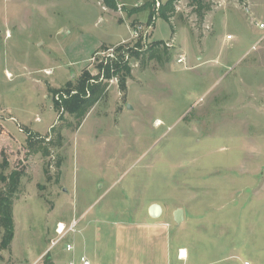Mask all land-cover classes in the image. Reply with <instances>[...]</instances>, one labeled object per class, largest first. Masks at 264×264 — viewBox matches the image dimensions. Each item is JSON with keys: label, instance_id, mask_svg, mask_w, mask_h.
<instances>
[{"label": "rangeland", "instance_id": "1", "mask_svg": "<svg viewBox=\"0 0 264 264\" xmlns=\"http://www.w3.org/2000/svg\"><path fill=\"white\" fill-rule=\"evenodd\" d=\"M166 1L0 0V155L24 171L0 264H63L57 221L140 222L153 204L183 264H264V0H179L131 40ZM119 48L138 56L123 88L97 69ZM83 71L102 94L58 120L50 91Z\"/></svg>", "mask_w": 264, "mask_h": 264}, {"label": "crops", "instance_id": "2", "mask_svg": "<svg viewBox=\"0 0 264 264\" xmlns=\"http://www.w3.org/2000/svg\"><path fill=\"white\" fill-rule=\"evenodd\" d=\"M120 39L123 41V38ZM119 40L114 42L118 43ZM161 219H152L147 215L140 222L105 223L91 220L77 229L76 239V235L73 238L69 236L70 242H74L75 256H86L90 264H183L177 252L180 248L175 253L170 248L169 226ZM59 222L68 224L70 221H57L55 225ZM61 250L63 264H66L71 256L64 248ZM45 252L39 254L33 264L40 261Z\"/></svg>", "mask_w": 264, "mask_h": 264}, {"label": "trees", "instance_id": "3", "mask_svg": "<svg viewBox=\"0 0 264 264\" xmlns=\"http://www.w3.org/2000/svg\"><path fill=\"white\" fill-rule=\"evenodd\" d=\"M104 6L108 8H115L114 0H101ZM179 0H167L160 6L157 12L149 11L147 17V25L154 23L156 18L162 19L166 22L169 20V15L174 12V5ZM197 2L196 0H191ZM153 2L146 3L141 9H151ZM138 45V44H137ZM163 43L161 41L153 42L146 50L157 53L160 50V46ZM117 61L106 65H100L97 67L98 72L103 70V78L109 80L111 77H118L120 87H124L125 80L129 77L130 70L127 65V61L123 60L124 54L128 57H138L137 53L132 50H125L122 53L121 48L116 49ZM154 58V57H153ZM111 66V67H110ZM99 74L94 77L83 71L78 80L75 83L71 81L67 82L61 89L52 90L50 93L54 96H58V101H53V105L57 113L59 114L58 120L61 119L63 114L74 116L79 122L83 119L84 115L90 109L93 103H95L103 92V85L100 83L90 84V80H97ZM79 126V124H78ZM77 126V127H78ZM34 136L31 134L27 137L28 146L39 143H44L45 139L36 142ZM49 142V141H48ZM44 152V150H43ZM0 161V250H8L14 236V222H13V201L18 194L21 179L24 176L23 170H12L5 174V171L9 168L7 158L1 152ZM44 156H46L44 154ZM47 258V256H45Z\"/></svg>", "mask_w": 264, "mask_h": 264}, {"label": "built area", "instance_id": "4", "mask_svg": "<svg viewBox=\"0 0 264 264\" xmlns=\"http://www.w3.org/2000/svg\"><path fill=\"white\" fill-rule=\"evenodd\" d=\"M150 26L149 25H147V27L137 26L134 29H132L130 31L131 40L145 41L147 38L148 32H149ZM258 28L264 30V25L258 24ZM231 39H232L231 36L226 37V41H230ZM109 51L114 52V54H111V56L114 55V57L116 59L115 62H116L117 61L116 49L115 50L110 49ZM107 60L108 61L106 63H104V65H106V64L111 65V63H113V61H111V60L109 61V59H107ZM183 62H184V59L182 57H180L177 60V64H183ZM101 73L103 74V70ZM102 78H103V75H102ZM58 99L59 98H56V101H58ZM77 225H78L77 219L71 220L68 224H64L61 222L57 223L54 227V234H55L56 238L54 241H51L50 248L55 247L57 244L62 242L66 237L70 236L71 238H73L77 233ZM64 251L66 253L70 254V256H71V258L66 262V264H90V261L86 258V256H84V255L75 256V247H74L73 241L67 242L65 244ZM181 252L182 251L178 252L179 256H181ZM245 264H247V263H245Z\"/></svg>", "mask_w": 264, "mask_h": 264}, {"label": "water", "instance_id": "5", "mask_svg": "<svg viewBox=\"0 0 264 264\" xmlns=\"http://www.w3.org/2000/svg\"><path fill=\"white\" fill-rule=\"evenodd\" d=\"M162 214V209L159 205L153 204L148 208V215L152 219H158ZM183 221V211L181 209H177L174 212V222L177 225H180Z\"/></svg>", "mask_w": 264, "mask_h": 264}, {"label": "bare ground", "instance_id": "6", "mask_svg": "<svg viewBox=\"0 0 264 264\" xmlns=\"http://www.w3.org/2000/svg\"><path fill=\"white\" fill-rule=\"evenodd\" d=\"M8 77H9V76H8ZM184 257H185V251H182V252H181V258L183 259ZM181 258H180V259H181Z\"/></svg>", "mask_w": 264, "mask_h": 264}]
</instances>
